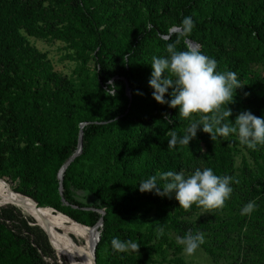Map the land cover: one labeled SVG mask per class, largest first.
Segmentation results:
<instances>
[{
  "label": "trees",
  "instance_id": "obj_1",
  "mask_svg": "<svg viewBox=\"0 0 264 264\" xmlns=\"http://www.w3.org/2000/svg\"><path fill=\"white\" fill-rule=\"evenodd\" d=\"M186 16L195 27L184 35ZM30 38L60 42L77 64L73 77L54 70ZM187 41L242 84L226 120L234 124L245 110L264 116V66L252 69L264 65V0H0V177L17 179L15 192L86 227L102 217L97 264H180L178 256L166 258L169 247L174 255L180 250L168 232H203L200 247L213 264H264V146L249 149L236 134L211 139L199 128L188 145L170 146V133L183 136L200 114L183 118L151 95L152 58L168 56L169 43L186 50ZM81 123L82 149L64 169L60 194L57 172L76 150ZM242 150L249 160L236 173ZM196 167L238 181L222 209L201 215L196 204L185 210L174 197L139 191L138 182L151 176ZM252 200L256 209L242 215ZM32 219L0 205V264H59L61 255L74 264L56 232L46 228L51 247ZM69 238L75 262L85 264ZM116 241L139 247H109Z\"/></svg>",
  "mask_w": 264,
  "mask_h": 264
},
{
  "label": "clouds",
  "instance_id": "obj_2",
  "mask_svg": "<svg viewBox=\"0 0 264 264\" xmlns=\"http://www.w3.org/2000/svg\"><path fill=\"white\" fill-rule=\"evenodd\" d=\"M181 27L182 34H190L195 27L193 19L190 16L184 17ZM166 51L168 56L153 57L150 64L152 72L148 85L153 90V99L160 104L177 108L183 118L200 114V118L190 123L183 136L170 133V146L188 145L195 138L198 128L210 134L211 139L217 135L229 137L236 134L239 143L249 149L256 150L257 146H264V116L258 117L245 110L236 115L234 124L225 119L232 115V110L227 105L233 102L236 89L242 85L235 72L217 71V61L196 46L177 50L174 43H169ZM109 95H115L114 87ZM158 179L165 182L163 186L158 184ZM233 182L238 183L230 175H217L210 167H196L191 173L184 170L162 172L159 178L151 176L138 182V187L141 192L174 197L185 210L190 209L193 204L205 210H213L225 206V201L233 192ZM256 207L255 200L249 201L242 208L241 214L250 215ZM164 234V229L158 228L157 235ZM177 243L183 246L187 255H192L205 243V234L189 233L178 237ZM117 247L126 251L129 247L137 250L139 245L128 242L120 243Z\"/></svg>",
  "mask_w": 264,
  "mask_h": 264
},
{
  "label": "bare ground",
  "instance_id": "obj_3",
  "mask_svg": "<svg viewBox=\"0 0 264 264\" xmlns=\"http://www.w3.org/2000/svg\"><path fill=\"white\" fill-rule=\"evenodd\" d=\"M6 201L15 204L16 202L19 203L18 207L25 214L39 221L40 225L43 226L45 231L46 228L51 229L54 232H56L55 229H60L61 232L57 231L58 233L56 232V234L64 243V248L74 264L80 263L75 262L74 260L75 252L68 242L70 237L69 235L82 238L84 243L79 244L80 257L84 260L83 262H85V264H93L92 249L97 239L95 235V229L92 226L90 228L86 227V225L75 223L62 214L53 212L52 209L50 210L48 208L35 206L32 201L23 197L21 194H17V192L11 188L7 181L0 178V204ZM47 222L51 225H46Z\"/></svg>",
  "mask_w": 264,
  "mask_h": 264
},
{
  "label": "rangeland",
  "instance_id": "obj_4",
  "mask_svg": "<svg viewBox=\"0 0 264 264\" xmlns=\"http://www.w3.org/2000/svg\"><path fill=\"white\" fill-rule=\"evenodd\" d=\"M173 28V27H172ZM30 41L38 48L40 49L41 51H47L48 53V56L49 58L51 59L52 61V66L54 68V70L58 71V72H61L62 74H65L68 78H72L73 77V73L75 72L74 70L77 68V64H75V62H72L70 61L68 58H66L67 56V53L65 50L61 49L63 46L60 42H52V43H48V42H45V41H42L40 39H34V38H30ZM195 46L196 47H199L200 46L195 42ZM90 66L93 65V62L90 61ZM263 64L261 63H258V62H254L252 64V69L255 71V70H259V69H263ZM242 159H248L249 160V157H248V154L242 150L238 153H236L235 155V163H234V167L236 168L235 169V172L238 173V170H239V167L242 165ZM1 179L7 181L9 183V185L11 186V188L14 190V188L17 186L16 184V180H11L8 176H3V177H0ZM18 193V192H17ZM82 194L79 192L77 197L78 198H81ZM2 205V204H0ZM41 207H44V208H48L47 206H41ZM51 210V208H48ZM102 211V210H100ZM54 212V211H53ZM152 213V212H151ZM150 213V214H151ZM208 212L207 210L203 209V210H200L199 214L201 215H206ZM24 214V213H23ZM25 216L27 217H30L28 216L27 214H24ZM32 218V217H31ZM35 220V219H34ZM37 221V220H36ZM37 223L40 224L39 221H37ZM46 225H51L49 224L48 222L46 223ZM143 228L145 227H142V230ZM56 230V229H55ZM61 231V230H60ZM57 232V231H56ZM58 233V232H57ZM170 235H169V238H173V240L175 241V243L177 245H179L177 243V235L174 234L173 232H168ZM71 236V238L74 239V241H76L78 244H83L84 243V240L80 237H75L73 235H69ZM170 238V239H171ZM69 241V244H70V238L68 239ZM117 242V241H116ZM111 242L109 243V247L110 246H118V244H120L121 242ZM71 246V245H70ZM163 247H167L165 244H163ZM180 247V250L178 253H176L174 255L172 249L169 247L167 249V253H166V258H172L173 256H178L180 261L179 262L180 264H213V259H212V256L208 255V253H206L201 247H199L192 255H187L184 251H183V246L179 245ZM126 251H128L129 253L132 251L131 248L129 247ZM79 257H80V254H79ZM158 256H156L157 258ZM64 259L66 263H68L67 259L65 256L61 255L58 257V261H59V264H62V260L61 259ZM81 258V257H80ZM160 259V257H158V260ZM53 261V260H52ZM159 262V261H158ZM219 262H224V261H219ZM54 263V262H52ZM166 264H170V262H165ZM69 264V263H68ZM171 264H175L174 262H171ZM222 264V263H221Z\"/></svg>",
  "mask_w": 264,
  "mask_h": 264
},
{
  "label": "water",
  "instance_id": "obj_5",
  "mask_svg": "<svg viewBox=\"0 0 264 264\" xmlns=\"http://www.w3.org/2000/svg\"><path fill=\"white\" fill-rule=\"evenodd\" d=\"M181 29L180 28H178V27H173V28H171L170 29V33H172V32H176V31H180ZM188 42V46L189 47H191V46H195V42H193V41H187ZM125 83H126V81H125ZM126 94L130 97V91H129V88H128V85L126 84ZM85 123H81L80 124V130H79V136H78V143H77V147H76V150L74 151V153L65 161V163L59 168V170H58V172H57V179H58V183H59V187H58V190H59V193L60 194H62V179H63V172H64V169L67 167V165L73 160V158L74 157H76L78 154H80V152H81V149H82V145H81V139H82V130H81V128H82V126L84 125ZM17 194H20V193H17ZM23 197H25V198H27V199H29L30 201H32L33 203H34V205L35 206H37V203L32 199V198H30V197H28V196H25V195H23V194H21ZM62 200H63V202H65L64 201V199L62 198ZM2 204H10V205H13V206H15L18 210H20L22 213H24L19 207H18V204L19 203H17L16 202V204L15 203H12V202H9V201H6V202H2ZM37 208H39V207H37ZM48 208H51L52 209V211H54V212H57V213H59V214H62L63 216H65V217H67V218H69L70 220H72V221H74L75 223H78V222H76L75 220H73L72 218H70L69 216H67V215H65V214H63V213H61V212H59V211H57L56 209H54V208H52V207H48ZM101 212V214H104V212L103 211H100ZM25 214V213H24ZM31 218V217H30ZM33 221H34V219H32ZM34 224L35 225H37L41 230H43L44 232H45V234H46V236H47V238H48V241H49V243H50V245H51V241H50V239H49V235L47 234V232L45 231V229L42 227V226H40V225H38V223H36L35 221H34ZM78 224H80V223H78ZM81 225H83V224H81ZM102 226V217H100V219L92 226L94 229H95V235H96V242L94 243V245H93V249H92V263L93 264H97L96 263V261H95V247H96V244H97V242H98V240H99V236H100V229H98L99 227H101ZM51 247H52V245H51Z\"/></svg>",
  "mask_w": 264,
  "mask_h": 264
}]
</instances>
